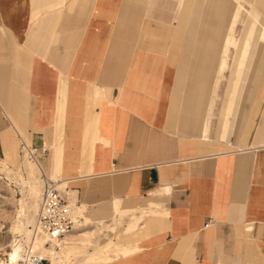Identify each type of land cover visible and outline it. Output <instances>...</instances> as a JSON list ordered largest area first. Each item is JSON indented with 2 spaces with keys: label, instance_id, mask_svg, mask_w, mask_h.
<instances>
[{
  "label": "crops",
  "instance_id": "crops-1",
  "mask_svg": "<svg viewBox=\"0 0 264 264\" xmlns=\"http://www.w3.org/2000/svg\"><path fill=\"white\" fill-rule=\"evenodd\" d=\"M187 1L0 0V160L19 144L21 157L43 151L45 176L108 228L118 226L114 203L139 208L129 254L109 264H264V95L251 139L232 142L264 52V32L252 28L264 3L202 0L232 15L246 5L241 37L232 62L226 48L217 62L221 36L203 18L180 64Z\"/></svg>",
  "mask_w": 264,
  "mask_h": 264
},
{
  "label": "rangeland",
  "instance_id": "rangeland-1",
  "mask_svg": "<svg viewBox=\"0 0 264 264\" xmlns=\"http://www.w3.org/2000/svg\"><path fill=\"white\" fill-rule=\"evenodd\" d=\"M55 1L57 0H48L45 5H57L55 4ZM64 1L66 2L69 0ZM83 1L76 0L78 9H80L79 7L82 5L81 3ZM85 1L87 2L83 5L89 6L91 0ZM132 1H134L133 3H135L137 6H144L146 0ZM249 1H255L257 3L259 2L261 4L264 3V0ZM71 4L73 5V9H75V3L70 2L67 6L69 7ZM242 5L240 4V1H237L235 13H238L236 15H232L221 11L215 5L210 4L209 1L205 2L202 0H188L184 9L185 16L180 18L183 23L179 24L178 26V35H180L179 37L182 38L178 41L179 56H177L176 59L180 62V64L183 63L184 59L187 61L194 43V37L196 36L195 34L203 18H205L207 21L205 27L215 34L221 36V43L218 51L219 57L217 62L221 61L222 58L219 53L223 52L224 48H226L227 63H231L235 53L232 43L234 41H238V39L241 37L240 35L243 22L245 17H247L241 10ZM1 9L2 7L0 6V15H2ZM63 9L65 11V8ZM136 9L138 11H144V7H137ZM3 10L7 11L8 9ZM19 10L23 11L22 9ZM8 11L10 13L12 12L11 10ZM14 13H17L16 9L11 13L12 15L10 16H13ZM189 15H191V17L187 23V18ZM263 22L256 23V25L253 24V30L256 29L259 32H264ZM259 63H262L263 65L258 67L257 65ZM180 74L182 75L183 73L180 72ZM228 79L232 80L233 77H229ZM233 90L234 88L231 92L232 96ZM242 90L243 89H241V91ZM215 92L216 89L211 87L210 96L212 107L214 105L213 102L216 96ZM224 93L225 88L222 89V96ZM263 95L264 52L259 51L256 57V64L254 65V68L247 81V87L243 101L239 107V118H237L232 136V142L234 144H242L243 142L245 143L251 139L250 131L253 123L255 122L256 112L259 108L261 99H263ZM233 106L234 104H232L231 98V104H229L228 108H233L234 111L235 108ZM220 120V117L215 119L212 127V137L218 136ZM18 146V151L21 153L22 146H20V144ZM0 158H3V156ZM23 160H25V158L21 157L20 165H15L10 162V160H0V262L6 261L8 259L7 254L12 251V246L15 244L21 245L23 248L22 256L24 259L27 260V255H29V252L32 250V257L37 255L44 257L46 261L44 264H109L112 262V260L118 258L120 255L124 256L129 254L125 250H122V247L127 244L126 241L130 235L135 237V235L138 233L139 225L137 223H135V226H132L134 227L132 230H129L128 225L131 223L134 224L135 221L132 219L133 217L139 218L141 216L139 208L130 205L131 209H129V207L124 204V202L114 203L117 210L116 213L118 215L112 218V223L117 224L118 226H112L108 228L106 217H92L85 215L84 212L81 214L80 209H77L79 206L77 207L71 203V201H69L73 212L75 215H77L78 222L75 224L76 226L74 227L73 232L70 233L69 236H66L64 241L60 242L61 250L59 253H56V256L51 258L50 255L44 251L51 249L49 245L44 244L46 240L39 238V241L35 242L33 241L32 232L27 231H33V226L29 227L27 225V221H29L30 225L35 223L40 206V199H36L34 197L35 193L31 190V186L35 187V191L41 195L43 181L40 174L34 181L33 179H28V173ZM39 165L42 167L41 163H39ZM43 173L45 172L43 171ZM52 177L53 178L47 177V179L56 181L54 175ZM59 190L62 193L63 190ZM83 209L86 211V208ZM23 214H25V216H23ZM124 217H127L128 220L123 221ZM92 223L96 224L90 228ZM109 230L114 233L115 237L104 238L106 236L105 234H108L105 231ZM19 264H26V262L20 261Z\"/></svg>",
  "mask_w": 264,
  "mask_h": 264
},
{
  "label": "built area",
  "instance_id": "built-area-1",
  "mask_svg": "<svg viewBox=\"0 0 264 264\" xmlns=\"http://www.w3.org/2000/svg\"><path fill=\"white\" fill-rule=\"evenodd\" d=\"M30 157L32 160L40 163L41 154L32 147ZM43 193L38 215L37 228L42 234L50 238L62 239L73 232L75 222L71 215L69 201L62 195L58 188L57 182L47 179L45 174L42 175ZM31 264H44L46 261L38 256L28 258Z\"/></svg>",
  "mask_w": 264,
  "mask_h": 264
},
{
  "label": "bare ground",
  "instance_id": "bare-ground-1",
  "mask_svg": "<svg viewBox=\"0 0 264 264\" xmlns=\"http://www.w3.org/2000/svg\"><path fill=\"white\" fill-rule=\"evenodd\" d=\"M25 147V146H24ZM26 154H25V156H24V158H25V160H23L24 161V165H25V168H26V171H27V176H28V179H33V181L34 180H36V178H37V176L40 174V176L42 177V175H43V169H42V167L39 165V163L38 162H36V161H34V160H32L31 159V157H30V154L31 153H29L28 152V150L25 152ZM20 154H19V152L17 151V146L15 147V149H14V151H13V153L10 155V157H9V160L13 163V164H18V165H20V156H19ZM22 161V162H23ZM5 163V162H4ZM19 167V166H18ZM22 170V169H21ZM25 172V171H24ZM26 176V175H25ZM53 176V174H50V172H49V178H53L52 177ZM27 180V179H26ZM50 180V179H49ZM29 181V180H28ZM54 182H57V184H58V188L60 189V187L62 186H64V183L62 184L59 180H56V181H54ZM30 184V183H29ZM62 184V185H61ZM39 186V185H38ZM27 187H29V186H27ZM28 189V188H27ZM30 189V188H29ZM31 190L35 193L34 195V197L36 198V199H40V204L39 205H41V199H42V193H43V187H42V189H41V195H39V193H37L36 191H35V187H32L31 186ZM39 192V191H38ZM36 206V205H35ZM70 207H71V215H73L72 216V218L74 219V221L75 222H77V215H75V213L73 212V210H72V206L70 205ZM36 208V207H35ZM39 213H40V206H39ZM39 213H38V215H39ZM38 215H37V220L35 221V223H33L32 225H30L29 224V221H27V225L30 227V226H33V231H31V230H27L28 232H32V237H33V241H39V238H41V239H45L46 240V242H44V244L45 245H49L50 246V250H44L48 255H50V257L51 258H54V256H56L55 254L56 253H59V251L61 250V248H60V242H62V241H64L65 239H66V236L64 237V238H62V239H57V238H50V237H47V236H45L44 234H42L41 232H40V230L37 228V224H38ZM23 216H25V214H23ZM67 236H69V234L67 235ZM42 243V242H41ZM33 244V243H32ZM43 244V245H44ZM22 252H23V248L21 247V245H18V244H15V245H13L12 246V251L10 252V253H8L7 254V256H8V259L6 260V261H2V262H0V264H19V262L20 261H24V262H26V264H31L30 263V259L28 260V258H30V257H32V255H33V251L31 250L30 252H29V255H27V260L26 259H24L23 258V254H22ZM43 252V251H42ZM38 256V255H37ZM38 257H40V259H44V257H41V256H38ZM45 260V259H44Z\"/></svg>",
  "mask_w": 264,
  "mask_h": 264
}]
</instances>
